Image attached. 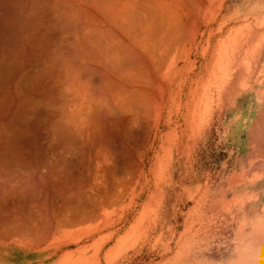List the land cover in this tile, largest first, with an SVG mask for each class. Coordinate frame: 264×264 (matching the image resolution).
Masks as SVG:
<instances>
[{
	"label": "bare ground",
	"instance_id": "obj_1",
	"mask_svg": "<svg viewBox=\"0 0 264 264\" xmlns=\"http://www.w3.org/2000/svg\"><path fill=\"white\" fill-rule=\"evenodd\" d=\"M263 57L264 0H0V264H46L36 251L112 236L164 113L187 126L171 123L170 143L189 141L208 115L193 124L202 80L226 69L248 78ZM196 77L177 103L174 87ZM247 103L231 119L263 159L244 164L261 175L248 181L263 186L259 202L264 96Z\"/></svg>",
	"mask_w": 264,
	"mask_h": 264
},
{
	"label": "rangeland",
	"instance_id": "obj_2",
	"mask_svg": "<svg viewBox=\"0 0 264 264\" xmlns=\"http://www.w3.org/2000/svg\"><path fill=\"white\" fill-rule=\"evenodd\" d=\"M213 65L214 63H212L211 72L215 69ZM176 81L179 82V79L177 78ZM202 84H204V81L200 83V85ZM175 88L176 86L174 90ZM180 100L181 98L177 97V103H180ZM191 116L195 117L193 124H196L200 114L192 113ZM201 116L203 118L204 114H201ZM206 118L204 117L203 120H206ZM184 120L183 114L174 113L168 115L166 112L164 113L162 124L159 128L161 130L160 133L163 134L162 140L159 138L151 140L149 151L144 157V173L134 191L133 202L131 206L125 209L123 218H115L111 228L113 230L112 236L108 237L112 231L106 229L103 233L94 237H82L81 244H75L76 237H73L70 239L72 241L71 246L67 250L56 254L54 253V245L53 248L47 249L48 252L47 250L44 251L46 257H40L38 251H36L38 257L34 259L38 258L39 261L40 259H45L44 263L46 264H79V262H76V258L81 254L85 258L83 264H190L196 262L195 257L191 254L195 243L190 242L189 235H187L189 232L195 231L192 230L194 213H192L190 205L187 203V189L190 183L198 179L195 176V172H199V168L212 171V166L210 165L212 161L210 157H203L201 160L198 159V163L195 164L192 158L195 141L204 122L197 126L195 125L196 127L192 125L194 131H190V141L184 140L183 144H180L182 140L179 138L176 145L173 146L170 143V138H168L167 134L170 132L171 125L177 123L178 129L181 127L185 128L187 126ZM229 122H234L231 119V114H229ZM221 124L225 125L224 122ZM217 126L220 133V123ZM189 128L191 127L189 126ZM156 131L158 132V129ZM244 132L246 133L245 154L247 151L245 147L248 131ZM208 137L210 138L209 144L212 136L209 135ZM207 148V152H209V145ZM171 150L172 153H170ZM256 154L257 151L254 152L256 160H263L261 157L258 158ZM245 155L244 159H242V168L247 163ZM208 164L210 166L206 167ZM37 178L40 177L37 175ZM254 179H246L243 188H236L238 187L237 185L234 187L236 188L234 199L235 201H241V206H245L248 203L244 199H251L252 196L253 200L249 202L257 203V198L260 196L263 186L256 188L253 187V184L248 183V181H253ZM210 181H212L210 184L214 186L216 177H210ZM262 199L264 198H261L259 202H263L261 201ZM251 212L245 218L250 217V220H256V222L259 220L257 218L264 214V212L258 211ZM258 222H262V220ZM252 231L254 232L255 230L252 228L250 232ZM78 246L81 247L80 253L74 254L73 259L66 261V258L62 257L67 251L76 250ZM244 246L247 247V243ZM98 249H100V252L95 256ZM256 258V255L244 256L245 263H255Z\"/></svg>",
	"mask_w": 264,
	"mask_h": 264
},
{
	"label": "crops",
	"instance_id": "obj_3",
	"mask_svg": "<svg viewBox=\"0 0 264 264\" xmlns=\"http://www.w3.org/2000/svg\"><path fill=\"white\" fill-rule=\"evenodd\" d=\"M232 23L229 20L230 27L235 24ZM257 62H254V65H257L256 72L248 78L243 75L241 78L238 77L236 71L227 73L226 69L221 74L206 76L202 80L204 84L199 85L201 92L198 96L202 97V100L195 112L208 115L198 139L196 138L192 158L197 164L198 159L210 157L212 171L199 168V172H195L198 179L190 183L187 189V203L194 213L192 230H195L187 234L189 241L195 243L191 254L196 262L190 264H264L260 259L264 258V217L257 218L262 222L250 220V217L245 218L252 213L251 211L264 212V201L256 204L248 202L245 206H241V201L234 199L235 189L243 188L246 179L258 178L261 175L256 173L254 166L247 171L241 167L245 155L246 133L242 128L239 129L235 122H229V114L235 111L243 113L246 110L247 98L264 96V74L260 72L264 65V57ZM238 64H252V62H237ZM197 80L200 79L196 77L182 80L181 84L176 86L174 96L180 97L181 100L184 98L185 101L187 96H191L190 89ZM262 111L264 104L259 112ZM222 122L225 123L224 126ZM218 123H220V133ZM209 135L212 136V140L208 144ZM208 145L209 152H207ZM255 151L252 146L247 148L246 157L250 164L259 160L255 159ZM213 176L216 177L214 186L210 184L212 182L210 177ZM252 228L254 232H250ZM245 243L247 247L244 246ZM245 255H256L257 263H245Z\"/></svg>",
	"mask_w": 264,
	"mask_h": 264
}]
</instances>
